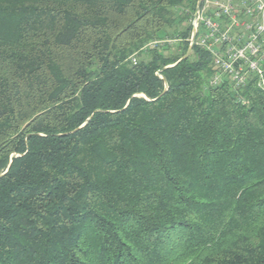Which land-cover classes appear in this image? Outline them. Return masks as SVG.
<instances>
[{
	"label": "trees",
	"instance_id": "1",
	"mask_svg": "<svg viewBox=\"0 0 264 264\" xmlns=\"http://www.w3.org/2000/svg\"><path fill=\"white\" fill-rule=\"evenodd\" d=\"M197 3L0 0V264H264V88L179 61Z\"/></svg>",
	"mask_w": 264,
	"mask_h": 264
},
{
	"label": "built area",
	"instance_id": "2",
	"mask_svg": "<svg viewBox=\"0 0 264 264\" xmlns=\"http://www.w3.org/2000/svg\"><path fill=\"white\" fill-rule=\"evenodd\" d=\"M195 44L212 56L209 84L229 82L240 93L251 77L264 88V0H202L192 19ZM150 42L143 49L153 48ZM137 63V57L132 56ZM239 99L245 101L240 95Z\"/></svg>",
	"mask_w": 264,
	"mask_h": 264
},
{
	"label": "water",
	"instance_id": "3",
	"mask_svg": "<svg viewBox=\"0 0 264 264\" xmlns=\"http://www.w3.org/2000/svg\"><path fill=\"white\" fill-rule=\"evenodd\" d=\"M201 3H202V0H198V3H197V9H196V12H195V16L198 12V10L200 9V6H201ZM196 35H197V32H196V29L193 28L192 30V36H191V40H190V46H189V49L187 51V53L179 60H183L185 58H188L190 56V54L192 53V50H193V46L195 45V39H196ZM171 65H168L167 67H169ZM160 77L163 78V76L160 74V72L157 73Z\"/></svg>",
	"mask_w": 264,
	"mask_h": 264
},
{
	"label": "rangeland",
	"instance_id": "4",
	"mask_svg": "<svg viewBox=\"0 0 264 264\" xmlns=\"http://www.w3.org/2000/svg\"><path fill=\"white\" fill-rule=\"evenodd\" d=\"M175 42H172V44H174Z\"/></svg>",
	"mask_w": 264,
	"mask_h": 264
}]
</instances>
